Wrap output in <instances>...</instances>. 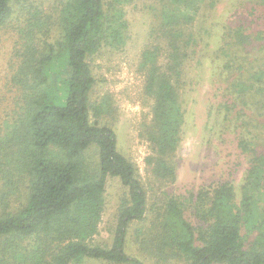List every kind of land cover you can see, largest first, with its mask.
I'll return each instance as SVG.
<instances>
[{
	"label": "trees",
	"instance_id": "obj_1",
	"mask_svg": "<svg viewBox=\"0 0 264 264\" xmlns=\"http://www.w3.org/2000/svg\"><path fill=\"white\" fill-rule=\"evenodd\" d=\"M133 1L60 0L53 17L31 0H0V29L20 3L10 76L15 105L0 134V264H80L88 258L147 264L127 252L126 242L131 223L147 220L148 192L136 165L119 149L116 129L98 120L104 105L91 100L96 78L90 58L127 44L126 7ZM220 1L157 0L154 8L140 69L153 102L143 134L158 179L176 177L174 156L186 121L185 68L200 41L196 20ZM237 7L239 18L222 23L213 59L223 56L218 66L227 92L221 100L224 117L234 111L247 116L250 109L255 117L243 123L257 128L264 123V0H241ZM240 146L249 159L241 200L229 181L200 190L195 207L200 223L194 225L179 197L167 195L153 225L152 251L159 261L264 264V151L246 134ZM91 147L98 156L94 168L86 159ZM110 176L126 191L106 246L94 238ZM14 197L20 198L18 206Z\"/></svg>",
	"mask_w": 264,
	"mask_h": 264
},
{
	"label": "rangeland",
	"instance_id": "obj_2",
	"mask_svg": "<svg viewBox=\"0 0 264 264\" xmlns=\"http://www.w3.org/2000/svg\"><path fill=\"white\" fill-rule=\"evenodd\" d=\"M240 1L221 0L216 9L196 20L195 30L200 41L185 68L182 100L186 121L174 156L175 179L161 180L152 174L149 158L154 154L143 134V123L152 119L153 102L144 91L145 74L140 69V60L142 50L150 41V26L157 0H134L127 5L130 30L127 44L121 49L103 48L90 58L96 78L91 100L104 105V114L98 120L116 129L119 149L136 165L148 192L147 220L131 223L126 242L127 252L147 264H184L180 259L159 261L152 251L153 225L161 214L167 195L179 197L187 218L198 225L200 221L195 207L200 190L229 181L235 186L237 201L241 200L242 184L249 166V159L240 146L243 135L253 137L259 150L264 151V123L259 121L257 128L243 123L244 117L248 120L254 118V112L248 109V115L244 116L234 111L228 118L224 117L225 100H221L227 92L226 84L220 81L218 66L223 56L218 54L213 59V50L219 46L222 23L239 18L237 6ZM31 2L53 17H57L60 10V0ZM19 5L14 3V16L0 29V134L8 129L7 121L11 122L15 105L16 90L10 83V76L18 40L14 19ZM51 36L55 40L58 38L57 25L53 27ZM255 134H258L257 138ZM86 159L91 168L96 166L98 156L95 147L87 150ZM125 191L126 187L118 177L108 178L105 210L99 233L94 238L97 243L111 245ZM13 199V205L18 206L20 198ZM80 264L108 263L88 258Z\"/></svg>",
	"mask_w": 264,
	"mask_h": 264
}]
</instances>
